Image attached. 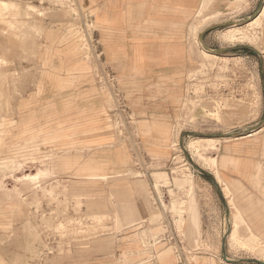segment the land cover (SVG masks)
Instances as JSON below:
<instances>
[{"label": "rangeland", "instance_id": "obj_1", "mask_svg": "<svg viewBox=\"0 0 264 264\" xmlns=\"http://www.w3.org/2000/svg\"><path fill=\"white\" fill-rule=\"evenodd\" d=\"M200 1L183 12V26L172 28L191 57L177 89L162 80L145 104L141 92L117 90L103 76L100 126L46 122L25 131L16 104L22 67L33 61L37 67L43 30L71 22L70 36L82 51L97 58L103 52L84 0H0V264H98L120 244L131 245L138 264H225L223 244L236 264L264 260L257 255L264 249V146L251 163L249 191L225 185L218 174L231 214L214 182L188 165L177 145L184 132L221 138L183 137L184 147L195 142L214 158L223 139L254 129L264 145V61L250 50H228L243 45L264 54V11L252 28L255 43H234L224 41L226 28L251 19L261 0H235L224 12ZM201 3L211 12L205 21L197 17ZM201 34L208 48L226 53L203 57ZM115 147L125 151V162L112 169L104 151Z\"/></svg>", "mask_w": 264, "mask_h": 264}, {"label": "crops", "instance_id": "obj_2", "mask_svg": "<svg viewBox=\"0 0 264 264\" xmlns=\"http://www.w3.org/2000/svg\"><path fill=\"white\" fill-rule=\"evenodd\" d=\"M84 1L87 6L83 10L92 17L94 36L101 43L102 58L78 47L76 37L70 36L71 22L58 21L43 30L47 41L37 51V67H34V61L22 67L25 72L16 103L21 130L23 127L25 131L33 129L34 123L46 122L78 130L100 126L97 123L102 120L103 109L107 107L103 76L114 81L117 90L141 92L145 104H149L147 92L150 89L162 80L168 86L174 84L177 89L191 70V57L183 49L181 35L172 28L183 26V12L196 8L200 0ZM233 1L211 0V6L224 12ZM260 131L254 129L249 133L250 130H246L237 138L223 139L214 159L217 175L225 185L250 190L256 171L251 163L263 153L264 145L253 138ZM101 134L100 137L104 136ZM124 152L118 147L104 151L108 167L122 166ZM199 166L214 175V170ZM220 188L222 193L224 190L228 192L226 186ZM191 218L192 224L197 221L196 217ZM232 233L228 235L229 239ZM257 255L264 257V252H257ZM136 261L131 245L120 244L111 259L98 264H138ZM210 261L213 264L215 260Z\"/></svg>", "mask_w": 264, "mask_h": 264}, {"label": "bare ground", "instance_id": "obj_3", "mask_svg": "<svg viewBox=\"0 0 264 264\" xmlns=\"http://www.w3.org/2000/svg\"><path fill=\"white\" fill-rule=\"evenodd\" d=\"M242 2V1H241ZM206 10L205 6H204V3H201V6L199 8V11H198V14H197V17H200L202 16V20L201 21H205L207 19V17L211 14L210 13H204V11ZM264 11V0H261V9L258 13L257 16L247 20L246 22H248L244 27L240 25L241 24H244V23H239L241 21L239 20H235V21H231L233 22L229 27L226 28V33L225 35H223L224 37V41L228 40V41H232V42H236V41H240V40H244L246 41L248 44H251V43H255V39L253 37L254 35V31L252 30L253 28V25L256 24L257 22H259V19L261 18V15ZM213 12V11H212ZM216 12V11H215ZM200 33V32H199ZM197 33V34H199ZM222 36V35H221ZM220 37V36H219ZM197 42L198 44H200V53L201 55L204 57V56H207L208 54H212V55H215V54H218L216 52H212V51H209L207 49H205L203 46H202V43L200 42L199 38L197 39ZM238 44V43H237ZM235 46V45H234ZM254 48V47H253ZM209 52V53H208ZM259 52V55L261 57V61H262V64H263V61H264V54L262 51H258ZM226 53V52H224ZM222 54V53H220ZM219 55V54H218ZM199 115V114H198ZM214 115V114H213ZM199 117V116H198ZM192 122V124H194V121H190ZM259 130V129H258ZM253 131V130H252ZM181 135V134H180ZM250 135V134H249ZM233 137H236V135H232ZM238 136V135H237ZM191 138V137H190ZM237 138V137H236ZM193 140H209L211 142H219L220 138H201V137H194L192 138ZM227 140V138H226ZM177 145H178V148L182 154V156L185 158L186 162H188V160L186 159V157L184 156V153L182 151V149L180 148V137L178 135V138H177ZM210 147H215L216 151H218V147L213 145V144H210ZM185 149L186 151H188L190 157L192 158V160H194V156H197L200 160L203 161V165L208 168V169H211V170H214V176L217 180V182H220V179L217 175V171L215 170V159L212 158V157H208L206 155H204V151L205 149H202V148H199L198 146L195 145V142H190L188 143V145L185 144ZM197 161V160H196ZM195 163V162H194ZM188 165L190 164V162L187 163ZM191 165V164H190ZM198 165V164H197ZM199 166V165H198ZM223 194H224V197L226 198L227 200V204H228V207H229V210L230 212H234V207L233 205L231 204L230 202V198H228L226 192L223 191ZM263 249L260 248V250H258L259 253H262L264 251H262ZM224 263L225 264H236V263H233L231 261H227V260H224Z\"/></svg>", "mask_w": 264, "mask_h": 264}, {"label": "water", "instance_id": "obj_4", "mask_svg": "<svg viewBox=\"0 0 264 264\" xmlns=\"http://www.w3.org/2000/svg\"><path fill=\"white\" fill-rule=\"evenodd\" d=\"M260 9H261V3H260V5L258 6V10H257V12L254 14V16H252V18L258 15ZM219 26H221V25H218V26H215V27H219ZM202 37H203V34H201V35L199 36V40H200V42L202 43V46H203L205 49H207V50H209V51H212V52H216V53H218V54H220V53H224V51H227V50H212V49L208 48V47L203 43ZM228 50H250V51H252V52L255 53V54H259V52H258L255 48H253V47H246V46H243V45L234 46V47H232V48H229ZM261 65H262V62H261ZM262 76H263V73H262ZM262 80H264L263 77H262ZM263 86H264V83H263ZM184 136H195V137H212V136H211V135H200V134H196V133H192V132H184V133H181V135H180V148L182 149V151H183V153H184L186 159L190 162V164H192V165H193V166H194L199 172H201L202 174H204L205 176H207L208 178H210V179L214 182L215 186L217 187V189L219 190V192H220V194H221L222 199L224 200V197H223V195H222L221 188H220L218 182L216 181L215 177L212 176L211 174L207 173V172L204 171L202 168H200L199 166H197L196 164L193 163L191 157L188 155V152L186 151V149H185V147H184V145H183V137H184ZM217 136H218V135H217ZM226 209H227V213H228V207H227V206H226ZM222 256H223V259H224V260H227V261H228V258H227L226 255H225V244H223V247H222ZM229 261L235 263V261H232V260H229ZM248 261H249V262H253V263H257V264H264V262H262V261H260V260H256V259H250V260H248Z\"/></svg>", "mask_w": 264, "mask_h": 264}]
</instances>
